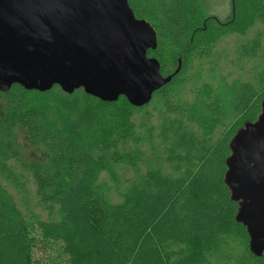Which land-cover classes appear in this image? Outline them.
Returning <instances> with one entry per match:
<instances>
[{
	"label": "trees",
	"instance_id": "16d2710c",
	"mask_svg": "<svg viewBox=\"0 0 264 264\" xmlns=\"http://www.w3.org/2000/svg\"><path fill=\"white\" fill-rule=\"evenodd\" d=\"M186 2L128 0L135 17L162 33L187 63L209 60L215 44L194 38ZM200 3L207 9L206 0ZM231 6L233 14L249 13L242 31L252 29L236 48L239 56L264 58V0H232ZM147 56L158 60L163 76L157 48ZM191 71L192 66L185 65L181 75L171 74L151 104H129L143 113L136 133L130 129L129 134L111 133L87 143L52 127L46 112L27 103L28 90L13 85L2 93L0 175L27 192L9 163L20 165L31 176L40 201L57 207V218L43 221L34 213L26 217L20 212L10 217L0 203V264H33L34 250L45 245L59 252L61 264H264V253L260 258L250 253L246 230L235 221L237 203L223 182L228 143L237 129L213 136L188 123L182 89L192 79ZM254 82H241L233 103L235 114L250 122L264 100V65ZM194 94L218 119L211 88L202 84ZM87 96L90 102L100 101ZM156 103L162 114L153 125L146 109ZM65 106L77 118L85 110L71 99ZM17 128L34 153L26 165L20 162ZM118 167L130 168L132 178L121 182ZM103 174L115 184V200L100 182Z\"/></svg>",
	"mask_w": 264,
	"mask_h": 264
},
{
	"label": "water",
	"instance_id": "95a60500",
	"mask_svg": "<svg viewBox=\"0 0 264 264\" xmlns=\"http://www.w3.org/2000/svg\"><path fill=\"white\" fill-rule=\"evenodd\" d=\"M154 28L137 19L128 0H0V92L19 85L45 92L53 86L102 102L124 97L136 108L170 82L148 57ZM178 66L175 74L178 73ZM224 185L237 203L235 221L249 251L264 253V100L228 143Z\"/></svg>",
	"mask_w": 264,
	"mask_h": 264
},
{
	"label": "rangeland",
	"instance_id": "374dc122",
	"mask_svg": "<svg viewBox=\"0 0 264 264\" xmlns=\"http://www.w3.org/2000/svg\"><path fill=\"white\" fill-rule=\"evenodd\" d=\"M206 2L207 9L200 0H187L186 5L194 38L198 41L210 40L215 44V53L209 60L187 63L185 58L177 55L169 46L162 33L156 30V36L157 51L161 54L165 66L164 77L173 75L178 66H180L178 75H181L185 65L192 66L190 72L192 79L182 89L184 108L189 110L188 123L202 133L214 136L226 130L238 129L246 121L244 117L235 114L233 103L241 82L255 83L256 74L263 69L264 58L258 56L244 59L236 50L240 41L252 34V29L245 33L242 31L245 26L247 29L249 23L248 12L242 15L233 14L232 0H206ZM218 23L221 27L215 28L214 24L218 25ZM202 84L208 85L217 98L220 111L218 119L213 118V113L203 103L195 100L194 91ZM82 94L84 92L78 89L69 95L56 85L45 92L28 91L26 98L29 105L37 106L47 113L52 127L62 128L83 143L107 139L111 133L129 134L130 129H135V133L136 129H140L143 113L132 108L124 98H119L113 103L100 101L93 103L87 95ZM70 99L79 102L85 109L81 110L82 115L79 118L69 114L66 109L65 101ZM4 107L5 99L0 93V111ZM146 113L149 114L150 123L157 125L162 109L156 103L147 106ZM14 136L21 148L20 162L26 165L34 153L30 151L21 129H15ZM9 164L20 175L22 182H25L27 192L21 191L0 175V203L6 209L7 215L12 217L20 212L27 217L34 213L43 221L56 219L57 207L40 201L29 173L16 163ZM116 172L121 182H126L133 176L130 168L118 167ZM100 182L104 185L107 195L115 200L117 198L115 184L109 175H101ZM33 259V264H61L64 258L60 257L55 248L45 245L34 250Z\"/></svg>",
	"mask_w": 264,
	"mask_h": 264
}]
</instances>
